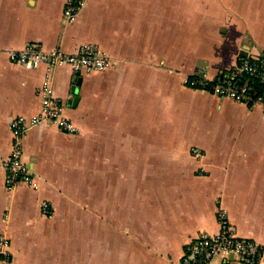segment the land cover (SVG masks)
<instances>
[{"label": "crops", "instance_id": "obj_1", "mask_svg": "<svg viewBox=\"0 0 264 264\" xmlns=\"http://www.w3.org/2000/svg\"><path fill=\"white\" fill-rule=\"evenodd\" d=\"M65 7L0 0V160L12 120L41 111L48 76L78 128L27 132L34 187L8 190L0 167L10 264H177L201 231L219 232L220 207L239 236L264 246L263 108L184 83L264 54V0H88L72 22ZM83 43L110 66L78 73L9 56L28 44L71 53Z\"/></svg>", "mask_w": 264, "mask_h": 264}, {"label": "built area", "instance_id": "obj_2", "mask_svg": "<svg viewBox=\"0 0 264 264\" xmlns=\"http://www.w3.org/2000/svg\"><path fill=\"white\" fill-rule=\"evenodd\" d=\"M64 18L75 20L88 0H65ZM10 59L22 66L36 68L41 64L49 67L68 65L78 73H93L108 68L110 58L97 46L89 43L79 45L73 52L61 49H45L38 44H28L9 52ZM184 83L189 88L209 92L221 99H232L252 107L261 106L264 111V54L243 57L238 62L219 70L214 75L205 69L189 74ZM41 111L27 117L17 116L11 122L12 145L8 157L0 160L6 176L8 190L25 184L34 187L36 174L25 160L24 139L27 132L40 124H52L61 130L74 133L78 128L64 115V107L56 101L51 79L48 76L40 91ZM196 156H202L195 149ZM46 213L49 204L43 203ZM220 230L216 234L201 231L185 250L177 264H264V246L256 239L239 236L232 227L227 212L218 209ZM10 238L0 233V264H10L12 254Z\"/></svg>", "mask_w": 264, "mask_h": 264}, {"label": "water", "instance_id": "obj_3", "mask_svg": "<svg viewBox=\"0 0 264 264\" xmlns=\"http://www.w3.org/2000/svg\"><path fill=\"white\" fill-rule=\"evenodd\" d=\"M78 75H79V74H77V75L75 76L74 81H75L76 86H75V88H73V90H72V92H73L74 94H76V95H77V93H78V86H79V81H80V78H79V80H77V79H78ZM77 81H78V82H77ZM77 100H78V96L75 97V102H76Z\"/></svg>", "mask_w": 264, "mask_h": 264}]
</instances>
